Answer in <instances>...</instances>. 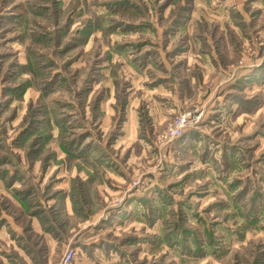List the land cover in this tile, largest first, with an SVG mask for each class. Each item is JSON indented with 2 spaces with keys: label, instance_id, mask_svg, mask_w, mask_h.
<instances>
[{
  "label": "rangeland",
  "instance_id": "rangeland-1",
  "mask_svg": "<svg viewBox=\"0 0 264 264\" xmlns=\"http://www.w3.org/2000/svg\"><path fill=\"white\" fill-rule=\"evenodd\" d=\"M0 264H264V0H0Z\"/></svg>",
  "mask_w": 264,
  "mask_h": 264
},
{
  "label": "built area",
  "instance_id": "built-area-1",
  "mask_svg": "<svg viewBox=\"0 0 264 264\" xmlns=\"http://www.w3.org/2000/svg\"><path fill=\"white\" fill-rule=\"evenodd\" d=\"M186 125H187V124H185V126H186ZM177 131L180 132L181 130H177ZM177 131H175L173 135H176V132H177ZM180 134H181V132L179 133V135H180Z\"/></svg>",
  "mask_w": 264,
  "mask_h": 264
}]
</instances>
